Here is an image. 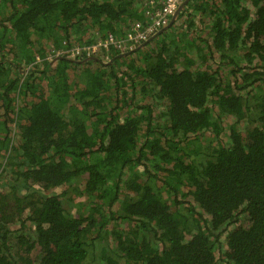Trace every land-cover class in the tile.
I'll return each instance as SVG.
<instances>
[{"label": "trees", "instance_id": "1", "mask_svg": "<svg viewBox=\"0 0 264 264\" xmlns=\"http://www.w3.org/2000/svg\"><path fill=\"white\" fill-rule=\"evenodd\" d=\"M149 2L0 0V264H264V0L47 59Z\"/></svg>", "mask_w": 264, "mask_h": 264}, {"label": "built area", "instance_id": "2", "mask_svg": "<svg viewBox=\"0 0 264 264\" xmlns=\"http://www.w3.org/2000/svg\"><path fill=\"white\" fill-rule=\"evenodd\" d=\"M185 2L186 0H150V6L145 11L147 21L135 22L124 35L117 37L109 34L105 38L97 39L93 44L73 45L65 50L54 51L53 56L50 55L47 59L50 61L58 57L99 59L101 54L105 53L100 59L106 62L110 58L111 50L118 53L128 52L157 35L171 23Z\"/></svg>", "mask_w": 264, "mask_h": 264}, {"label": "rangeland", "instance_id": "3", "mask_svg": "<svg viewBox=\"0 0 264 264\" xmlns=\"http://www.w3.org/2000/svg\"><path fill=\"white\" fill-rule=\"evenodd\" d=\"M7 179V178H6ZM6 179H5V182L3 183V184H5L6 185V183L8 182V181H6ZM66 189H65V187H61V188H57V189H51V190H49L48 191V196L49 195H59L60 193H63V191H65ZM81 200H84V199H81ZM76 203H77V201H75ZM99 252H97L96 254H98ZM216 257H217V259H218V263H220V264H222V261H221V256L219 255V254H216ZM94 259H95V262H93L92 260H91V258H90V262H92V264H97V262H96V258L94 257Z\"/></svg>", "mask_w": 264, "mask_h": 264}, {"label": "clouds", "instance_id": "4", "mask_svg": "<svg viewBox=\"0 0 264 264\" xmlns=\"http://www.w3.org/2000/svg\"><path fill=\"white\" fill-rule=\"evenodd\" d=\"M125 33H126V32H125ZM125 33H124V34H125ZM124 34H123V35H124ZM97 39H99V38H96V40H97ZM96 40H95V41H96ZM92 44H93V43H92ZM88 45H89V44H88ZM65 58H66V57H65ZM56 59H57V58H54V59H52V60H53V61H56ZM67 59H68V58H67ZM83 59L93 60V59H95V58H91V59L83 58ZM69 60L75 61V59H69ZM96 60H98V61H102L100 58H99V59H96ZM94 61H95V60H94ZM37 62H39V58H37Z\"/></svg>", "mask_w": 264, "mask_h": 264}, {"label": "flooded vegetation", "instance_id": "5", "mask_svg": "<svg viewBox=\"0 0 264 264\" xmlns=\"http://www.w3.org/2000/svg\"><path fill=\"white\" fill-rule=\"evenodd\" d=\"M111 53H114L112 50L109 52V56H110V54ZM116 53V52H115ZM105 53H102L101 54V56H100V58H103V55H104ZM96 262H97V264H100V261L98 260V259H96Z\"/></svg>", "mask_w": 264, "mask_h": 264}, {"label": "water", "instance_id": "6", "mask_svg": "<svg viewBox=\"0 0 264 264\" xmlns=\"http://www.w3.org/2000/svg\"><path fill=\"white\" fill-rule=\"evenodd\" d=\"M186 1H187V0H186ZM184 4H185V3H184ZM184 4H183V5H184ZM183 5H182V6H183ZM182 6H181V7H182ZM181 7H180V8H181ZM178 11H179V10H178ZM173 19H174V18H173ZM171 22H172V21H171ZM93 60H95V61H96V59H93ZM46 196H47V195H46Z\"/></svg>", "mask_w": 264, "mask_h": 264}, {"label": "crops", "instance_id": "7", "mask_svg": "<svg viewBox=\"0 0 264 264\" xmlns=\"http://www.w3.org/2000/svg\"><path fill=\"white\" fill-rule=\"evenodd\" d=\"M6 181H8L9 182V177L6 179ZM7 184V183H6Z\"/></svg>", "mask_w": 264, "mask_h": 264}, {"label": "bare ground", "instance_id": "8", "mask_svg": "<svg viewBox=\"0 0 264 264\" xmlns=\"http://www.w3.org/2000/svg\"><path fill=\"white\" fill-rule=\"evenodd\" d=\"M65 47V46H64Z\"/></svg>", "mask_w": 264, "mask_h": 264}]
</instances>
